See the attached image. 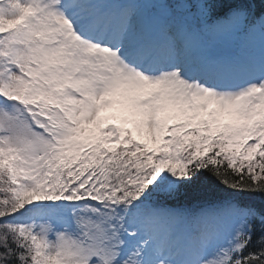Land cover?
I'll list each match as a JSON object with an SVG mask.
<instances>
[{
    "label": "snow or ice",
    "instance_id": "6c2138e0",
    "mask_svg": "<svg viewBox=\"0 0 264 264\" xmlns=\"http://www.w3.org/2000/svg\"><path fill=\"white\" fill-rule=\"evenodd\" d=\"M0 264H264V0H0Z\"/></svg>",
    "mask_w": 264,
    "mask_h": 264
},
{
    "label": "trees",
    "instance_id": "16d2710c",
    "mask_svg": "<svg viewBox=\"0 0 264 264\" xmlns=\"http://www.w3.org/2000/svg\"><path fill=\"white\" fill-rule=\"evenodd\" d=\"M205 197L198 192H189L187 195H182L178 199V203L185 206H193L202 202Z\"/></svg>",
    "mask_w": 264,
    "mask_h": 264
}]
</instances>
